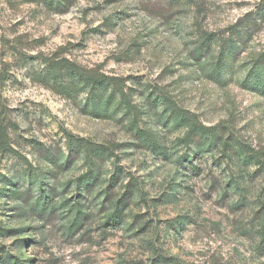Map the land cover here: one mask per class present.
Instances as JSON below:
<instances>
[{
    "label": "rangeland",
    "instance_id": "374dc122",
    "mask_svg": "<svg viewBox=\"0 0 264 264\" xmlns=\"http://www.w3.org/2000/svg\"><path fill=\"white\" fill-rule=\"evenodd\" d=\"M237 23L249 66L264 0H0V264H264V95L244 70L216 83L215 57L191 55L200 28ZM53 60L124 78L138 127L166 153L141 146L126 118L87 114L86 90ZM194 125L216 133L184 139Z\"/></svg>",
    "mask_w": 264,
    "mask_h": 264
},
{
    "label": "trees",
    "instance_id": "16d2710c",
    "mask_svg": "<svg viewBox=\"0 0 264 264\" xmlns=\"http://www.w3.org/2000/svg\"><path fill=\"white\" fill-rule=\"evenodd\" d=\"M46 2H49L54 7L56 6L58 9L65 5L66 0H46ZM228 31V33L222 34L220 31H208L200 28L197 33L196 44L191 51L192 57L200 63L207 58L215 57L208 77L219 84L224 83L226 79H235L240 71L244 70L245 77L241 82L242 85L264 95V49L252 59L249 66L248 64L246 65V62L238 66L239 58L237 53L243 51L244 44H246L243 40L244 29L240 28L237 23L231 26ZM50 68L57 71L67 69L74 75L75 80L79 79L77 82L79 90H86L88 94L84 104V111L87 114L97 118L118 119L119 116L126 118L136 130V137L141 146L157 151L160 154L166 153L163 150L164 146L154 133L138 127L136 119L140 116L141 111L139 110V105L131 99V88L127 86L124 78L108 76L93 69L70 64L65 60H53L50 62ZM177 115L180 120L188 122L191 114L178 111ZM215 130L214 127L194 125L192 131L184 139L194 141V138L191 137L193 133H196L201 139L206 138V135L213 137L216 133ZM206 139L199 146L206 144ZM68 146L71 153L79 155L88 145L83 143V139H75L70 136ZM90 153L95 158L102 159L106 157L107 149L103 146L95 145L94 148L90 147ZM49 159H51V156ZM96 179L97 176L90 171L80 177L79 184L85 188L91 187ZM135 192V187L128 188L124 195L116 201L114 212L110 216L111 221L117 222L122 219L124 209L129 206ZM7 195H13V192ZM73 226L77 227L78 223L74 222Z\"/></svg>",
    "mask_w": 264,
    "mask_h": 264
}]
</instances>
